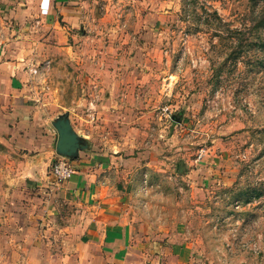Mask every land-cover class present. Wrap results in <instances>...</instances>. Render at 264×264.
Masks as SVG:
<instances>
[{
	"label": "rangeland",
	"instance_id": "1",
	"mask_svg": "<svg viewBox=\"0 0 264 264\" xmlns=\"http://www.w3.org/2000/svg\"><path fill=\"white\" fill-rule=\"evenodd\" d=\"M118 8L119 15L109 13L113 31L107 39H120L123 47L106 46V56L123 48L122 56L136 53L137 62H110L102 75L145 91L138 98L142 124L128 116L122 123L144 128L143 137L164 157L163 171L153 172L156 184L141 202L151 205L160 232L173 233L187 250L183 263L264 264L263 0H122ZM80 73L73 79L65 74V105L74 106L80 125H101L103 112H110L100 109L106 87ZM20 167L21 155L0 144V187L15 182ZM8 229L0 225V264L13 260L7 245L20 251L23 244L18 235L7 242Z\"/></svg>",
	"mask_w": 264,
	"mask_h": 264
},
{
	"label": "crops",
	"instance_id": "2",
	"mask_svg": "<svg viewBox=\"0 0 264 264\" xmlns=\"http://www.w3.org/2000/svg\"><path fill=\"white\" fill-rule=\"evenodd\" d=\"M121 1L0 0V144L21 155L15 182L0 187V225L9 228L7 242L18 235L23 243L20 251L6 246L8 264H186L180 260L187 250L173 233L160 232L151 205L141 202L156 184L153 172L163 171L161 150L143 137L144 128L122 123L128 116L142 124L145 91L102 75L110 62L134 65L137 58L125 59L123 48L106 56V46H122L107 39L109 13L119 15ZM75 72L106 87L100 109L110 112L102 111L101 125H80L74 106L65 105V74L73 79ZM66 112L87 148L72 160L71 178L56 186L49 176L57 156L53 122ZM117 114L120 120L107 124Z\"/></svg>",
	"mask_w": 264,
	"mask_h": 264
},
{
	"label": "water",
	"instance_id": "3",
	"mask_svg": "<svg viewBox=\"0 0 264 264\" xmlns=\"http://www.w3.org/2000/svg\"><path fill=\"white\" fill-rule=\"evenodd\" d=\"M171 120L177 123L180 116H172ZM53 127L58 135L55 148L57 156L73 160L77 157L78 151L87 148L86 142L73 130L67 112L55 119Z\"/></svg>",
	"mask_w": 264,
	"mask_h": 264
},
{
	"label": "built area",
	"instance_id": "4",
	"mask_svg": "<svg viewBox=\"0 0 264 264\" xmlns=\"http://www.w3.org/2000/svg\"><path fill=\"white\" fill-rule=\"evenodd\" d=\"M43 11H45V9H42V12ZM31 75H33L34 77L39 76L40 74L38 69H33L31 71ZM97 97H98L97 94H95L88 104L87 111L90 115V120L94 118L93 113H95L96 110L95 109L96 105H94V102L96 101ZM73 174H74V166L72 160L60 156H56L51 162L49 168V176L51 178V181L55 185H60L67 182Z\"/></svg>",
	"mask_w": 264,
	"mask_h": 264
},
{
	"label": "trees",
	"instance_id": "5",
	"mask_svg": "<svg viewBox=\"0 0 264 264\" xmlns=\"http://www.w3.org/2000/svg\"><path fill=\"white\" fill-rule=\"evenodd\" d=\"M263 3H264V0H263Z\"/></svg>",
	"mask_w": 264,
	"mask_h": 264
}]
</instances>
